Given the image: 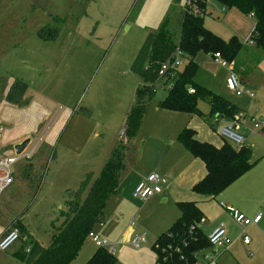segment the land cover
<instances>
[{
	"label": "rangeland",
	"instance_id": "1",
	"mask_svg": "<svg viewBox=\"0 0 264 264\" xmlns=\"http://www.w3.org/2000/svg\"><path fill=\"white\" fill-rule=\"evenodd\" d=\"M185 3L186 0H72L69 6L62 7L64 23L53 41L39 38L37 31L30 29L31 24H25L29 14L10 23L0 19V158H18L11 167L13 182L0 196V234L11 217H19L28 229L9 249L0 251V264H25L14 254L22 245L27 247L30 236L49 244L51 223L62 219L67 190H77L88 173H93L91 185L118 145L127 147L126 165L103 213L114 215L115 201L120 197L125 208L133 212L127 218H118L119 230L111 228L103 239L116 243L114 264H160L152 249L160 232L155 216L148 208L141 212L144 202L134 198L132 192L122 198V179L135 164L137 149L130 147L133 139L127 135V119L135 104L136 90L145 83L131 67L148 34L157 32L167 16L172 18L170 28L175 29L179 42L180 12ZM14 16L9 14V19ZM204 24L225 41L235 37L244 43L236 74L241 90L247 88L255 93L257 102L242 95L245 118H238L236 130L244 136L245 145L252 147L251 161L255 164L264 152V134L255 130L252 122L264 118V51L245 42L255 28V18L237 8L223 9L218 1L211 0L205 7ZM194 60L198 66L195 81L239 107L234 100L241 96H236L227 81L221 79V71L228 69L230 74V66H220L211 53L204 51L197 53ZM16 79L28 84L20 104L7 100ZM164 83V78L157 81L155 97L136 137L164 131L158 122L166 113L160 107L169 92ZM198 107L202 116L212 121L215 132L228 119L209 114L210 104L205 100H199ZM183 115L189 118L190 114ZM27 141L18 155L16 147ZM142 144L143 140L140 148ZM147 156L143 155L146 164ZM101 222L106 230L110 229L107 219L102 218L93 231ZM124 230L133 231V239L144 235L145 242L135 247L131 237L120 240ZM97 247L88 237L70 264L80 263L86 253L93 250L91 256ZM228 254H221L217 262L211 263L235 264L231 260L222 262Z\"/></svg>",
	"mask_w": 264,
	"mask_h": 264
},
{
	"label": "trees",
	"instance_id": "2",
	"mask_svg": "<svg viewBox=\"0 0 264 264\" xmlns=\"http://www.w3.org/2000/svg\"><path fill=\"white\" fill-rule=\"evenodd\" d=\"M180 1V0H177ZM223 8H237L245 15L255 18L256 25L251 33V40L256 47L264 51V0H216ZM200 13L187 9L181 10L180 38L176 42V31L171 29L170 16H167L157 32H151L145 39L141 49L132 63V71L142 77L145 83L136 90L135 104L128 114L127 135L134 137L141 126L142 118L156 94V83L159 79L169 76L168 71L160 75L161 65L179 48L187 57L182 69L177 70L173 77L167 97L160 107L189 114L202 115L198 107L199 100L210 104L211 115L237 119L239 109L221 95L198 84L194 76L197 64L194 57L200 51L219 53L229 63L236 64L244 43L237 38L230 41L213 34L205 27V7L207 3L198 0ZM62 19L55 18L52 23L37 30V36L45 41L57 38L63 24ZM234 71V72H235ZM28 84L16 79L9 89L7 100L11 103L23 102ZM264 132V129H263ZM179 141L196 158L203 161L206 176L193 186L196 194L216 196L248 172L254 163L251 161L252 151L247 145L236 146L224 140L221 146L196 138V131L191 127L184 128L178 135ZM125 167V146L118 145L110 153L100 175L93 179L88 173L77 190H67L65 208L61 210L63 221L53 226L51 242L44 246L33 237H29L27 247L23 245L14 254L25 264H70L93 230L96 223L103 218V209L110 194L118 188L119 176ZM90 185V186H89ZM181 216L154 243L152 249L160 264H195V254L210 247L200 227L203 214L195 201H179L177 203ZM20 229V237L28 232L27 226L20 218L13 225ZM116 258L106 247L98 246L85 264H114Z\"/></svg>",
	"mask_w": 264,
	"mask_h": 264
},
{
	"label": "crops",
	"instance_id": "3",
	"mask_svg": "<svg viewBox=\"0 0 264 264\" xmlns=\"http://www.w3.org/2000/svg\"><path fill=\"white\" fill-rule=\"evenodd\" d=\"M71 3L72 0H0V19H4L5 23H10L9 20H22V17L29 14L30 17L27 18L25 24H31L30 29L33 31L35 30L36 33L39 28L52 23L55 18L64 21V19L61 18L62 7L65 5L69 6ZM9 14H14L15 16L9 19ZM228 75V69L222 70V81H227ZM164 81V87H168L167 79H164ZM210 87L213 88L212 85ZM242 95L239 97V100H234V103L239 106V116L235 120L228 118L224 122V124L234 122L235 129L236 127L238 128V123H240V119L238 118H245L242 109V106H244ZM254 98H252V101L257 102ZM262 99L264 100L263 95ZM240 101L242 102L240 103ZM163 110H165L166 113H163V117L158 121H161V129L164 130L162 133L156 135L153 134L146 138L136 137L137 134L134 137H131V140H133L130 143V147L132 149L137 148L134 152V154H136V162L130 167V172L127 173L124 179H122L123 183L121 190L124 191V193L121 192L122 198L127 192H132L133 195V191L140 181L146 179L152 173H157L164 180L161 184L162 191L147 200H143L142 202L144 203L140 206V208H142L141 212L148 208L150 213L155 216V223L157 227L160 228V230L158 229L160 232L156 234L157 236L155 237V240L181 216V211L177 206L179 201H195L203 214V224L199 226L203 234L208 237L215 228L224 224L227 229L228 238L230 239L229 246L226 250L209 247L201 251L199 259L200 264H206L203 255L215 251L218 252L217 259L223 253H229L222 262L231 260L235 264H264V152L261 154L260 158L255 161L256 163L248 172L238 178L220 194L216 196L196 194L193 191V186L206 176L205 164L199 158L194 157L179 141V133L184 128L191 127L196 131V138L201 141H207L216 146H221L224 143V140L220 137L218 129L216 132L212 129L210 125L212 121H210L209 118L195 114H190L188 118L183 115L188 113L167 110L164 108ZM236 121L239 122L236 123ZM141 140H143V144L140 148ZM250 148L253 156V149L251 146ZM138 151L140 152L139 157L137 156ZM145 153L148 155V165L143 160V155ZM126 158L127 147L125 146V161ZM121 174H123V171H121L119 178L122 176ZM111 200L113 199L111 198ZM115 202L117 203H115L114 207L117 210H115L117 216H115V214L112 215L111 212L108 211L103 213V218L107 219L110 229L106 230L105 223L103 222L94 229L95 234L99 235L101 238H107L108 234L111 232V228L119 230L116 222L118 218L122 216L127 218L133 212L131 208H125L123 202H121V197ZM220 202H225L235 207L241 213L250 218L258 215L259 212L262 213V217L258 223L243 227L233 220L226 209L221 207ZM61 217L62 219L58 220L57 224H54V222L52 223L55 226L60 225L64 219L63 216ZM17 218L19 217L10 218L11 222L0 236L5 235L8 230L11 229L14 220ZM243 231H245L250 237V242L248 244L243 241ZM133 235V231L128 232L124 230L119 237L120 240L128 237H131L132 240ZM39 242L42 243L41 241ZM92 242L94 241L92 240ZM49 244L43 245L49 246ZM114 244L116 245V243ZM92 251L93 250H91V252ZM91 252L88 254L86 253V258L78 264H85L94 253L93 252L90 256ZM217 259L214 262H217Z\"/></svg>",
	"mask_w": 264,
	"mask_h": 264
},
{
	"label": "built area",
	"instance_id": "4",
	"mask_svg": "<svg viewBox=\"0 0 264 264\" xmlns=\"http://www.w3.org/2000/svg\"><path fill=\"white\" fill-rule=\"evenodd\" d=\"M205 1L207 4L211 2V0H202ZM198 0H186L185 7L187 9H191L195 12L200 13V10L197 7ZM247 43L252 44L253 41L251 40V36H249L246 39ZM213 58L215 62H217L220 66L227 67L230 66V74L227 78V84L229 88L236 93L237 96H241L242 94H246L251 98H254V93L248 89L241 90L240 88V81L234 72L233 64L229 63L226 59H224L219 53L213 54ZM187 62V57L185 54L177 48L174 54L171 56V58L167 59L162 65L161 69L159 71L160 75H164L166 71H168L169 76L173 77L174 73L177 70H180L183 68L185 63ZM169 76L166 75L164 78L167 79L168 88L171 87L172 82L169 79ZM253 124L255 127V130H258L260 132H263L264 129V118L260 119L259 121L253 119ZM218 133L220 137L223 140H227L234 145H242L245 143L244 136L237 132L235 129V123L234 122H228L226 124H222L219 129ZM27 158H30V155L27 156ZM18 160L17 157L10 156V157H3L0 158V196L2 192L13 182V174H12V165ZM162 182L164 180L159 176L157 173L150 174L146 179L140 181L134 191H133V197L140 199V200H147L150 197H153L155 194L160 193L162 191ZM221 207L226 209L233 220L243 226L246 227L251 224L258 223L262 217V213L259 212L258 215H256L253 218H250L246 216L245 214L241 213L238 209L235 207L225 203L220 202ZM203 224V220L197 225L193 226L191 229L195 230L197 227L201 226ZM20 229L16 226H12L10 230L4 235L0 236V251H6L9 249V247L16 242L20 238ZM88 237H90L97 246H103L108 249L109 252L115 253L116 251V245L109 243L106 239L101 238L99 235L95 234V232L92 230ZM243 241L248 244L250 242V237L243 231L242 235ZM208 240L210 243V247H213L215 249H223L226 250L229 246L230 239L227 235V229L224 224L219 225L217 228H215L212 233L208 236ZM133 245L135 247H140V245L145 242V236L140 235L137 236L135 239L132 240ZM30 251V247H27V252ZM218 252H209L206 253L203 257L206 262V264H210L211 262L215 261L217 259ZM196 263L199 264L200 259V252L195 254Z\"/></svg>",
	"mask_w": 264,
	"mask_h": 264
},
{
	"label": "water",
	"instance_id": "5",
	"mask_svg": "<svg viewBox=\"0 0 264 264\" xmlns=\"http://www.w3.org/2000/svg\"><path fill=\"white\" fill-rule=\"evenodd\" d=\"M28 144V141L27 142H24L22 144H19L17 147H16V153L18 155H20L22 153V151L25 149V147L27 146Z\"/></svg>",
	"mask_w": 264,
	"mask_h": 264
}]
</instances>
